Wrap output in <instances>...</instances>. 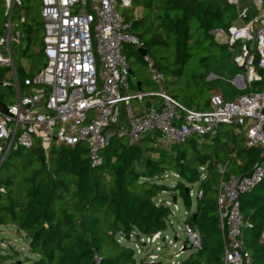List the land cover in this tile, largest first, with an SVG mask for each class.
Wrapping results in <instances>:
<instances>
[{
  "label": "trees",
  "instance_id": "1",
  "mask_svg": "<svg viewBox=\"0 0 264 264\" xmlns=\"http://www.w3.org/2000/svg\"><path fill=\"white\" fill-rule=\"evenodd\" d=\"M23 5L28 11L33 7L25 0ZM122 10L140 46L162 73L164 88L177 102L180 113L208 110L214 93L208 87V75L239 69L231 60L228 46L216 42L211 34L212 30L225 33L235 23V8L225 0H132L131 8ZM136 11L138 17L134 16ZM27 21L26 17V22L19 25L21 40L27 41L20 50L24 53L32 43L33 31L41 28L40 23L33 25L34 29ZM123 53L127 61L133 55L144 63L143 56L131 45H124ZM39 55L43 57L42 50ZM196 56L197 63L185 73L188 62ZM16 69L20 88H26L24 79L31 77ZM5 70L0 69V77ZM184 77L188 89L196 86L198 97L209 93L203 104L191 108L179 100L190 102L196 96L187 92L179 95V87L173 89ZM167 78L171 81L166 82ZM263 87L264 81L253 84L252 89ZM221 93L224 100H230L227 91ZM126 121L122 110L119 124L126 126ZM222 126L228 129L223 133L220 127L212 138L194 136L171 146L158 144L157 133H149L133 145L113 139L101 150V162L94 166L84 143L50 146L47 154L36 146L14 150L0 168V226L12 225L23 234L32 257L20 263L96 264L97 256L99 264H163L161 259L148 261L124 242L134 239L136 244L140 238L167 230L172 208L164 205L165 199L157 204V197L167 194L172 204L189 213L184 223L201 238V247L188 250L181 264H222L223 238L216 204L221 177L250 173L256 162L264 166L262 150L244 144L219 160L212 150L221 145L220 136L225 134L228 141L235 142L239 135L233 126ZM262 129L264 132V124ZM32 156H37L39 168L16 183L9 172L13 168L10 160L19 161L25 168L33 163ZM218 165H225L224 174L218 171ZM172 175L177 178L171 180ZM200 190L201 198L190 196ZM239 204L243 242L249 255L246 264H264V178L239 196Z\"/></svg>",
  "mask_w": 264,
  "mask_h": 264
},
{
  "label": "built area",
  "instance_id": "2",
  "mask_svg": "<svg viewBox=\"0 0 264 264\" xmlns=\"http://www.w3.org/2000/svg\"><path fill=\"white\" fill-rule=\"evenodd\" d=\"M0 1L6 9L0 34V69L8 70L0 77V85L14 87L17 96L15 103L4 104L6 114L0 112V168L14 150L36 146L48 152L54 141L66 147L86 144L90 164L94 166L101 162V150L113 139H125L133 145L145 135L157 133L162 144L171 146L194 136L212 138L222 125L233 126L236 131L244 128V145L260 148L264 154V87L252 89L253 84L264 81V0H225L235 8L237 19L225 33L211 31L216 37L219 33L226 36L233 64L244 70L235 75L231 85L246 93L226 101L221 92L214 91L208 110L190 109L183 114L164 88L162 73L147 55L143 60L158 90L129 91L130 68L123 47L141 46L119 10L131 8L132 0H89L88 10V0H39L45 65L35 77L24 79V86L30 89L25 94L13 58V45L21 44L19 25L26 22L24 14L19 15L17 22L13 16L16 9L23 7V0ZM243 1L248 3L240 8ZM139 15L138 11L134 13ZM146 98L148 103L143 102ZM133 100L140 103L138 108L131 104ZM122 110L126 126L119 124ZM218 171L224 174L225 165H218ZM205 178L203 173L202 179ZM263 178L264 166L259 162L250 173L221 177L216 204L223 238L222 264L249 261L242 236L239 196ZM195 195L201 198L202 191L190 193L191 197ZM162 201L157 200V204ZM163 203L172 208V217L182 210L168 199ZM183 214L189 215L185 210ZM178 230L192 249L201 247L200 235L189 224L184 223ZM159 240L168 241L175 248L168 235L157 232L140 238L134 245L136 254L151 262L161 259L160 248L147 251ZM261 240L264 242V232ZM185 251L183 244L175 258ZM94 261L99 264L97 256Z\"/></svg>",
  "mask_w": 264,
  "mask_h": 264
},
{
  "label": "rangeland",
  "instance_id": "3",
  "mask_svg": "<svg viewBox=\"0 0 264 264\" xmlns=\"http://www.w3.org/2000/svg\"><path fill=\"white\" fill-rule=\"evenodd\" d=\"M27 3H30L33 7L29 11L25 8L26 6L23 5L22 8L16 9L14 12L13 20L14 22L18 21V17L20 14H24L25 17L28 18L29 21L28 24L35 25L36 23H40V13L38 9L39 0H25ZM248 2H241L239 7L243 8L247 5ZM88 10L90 8V1H87V5L85 6ZM82 9V8H81ZM5 6L3 4V1H0V29L3 27V23L6 20L5 17ZM119 11H123L120 9ZM35 29L36 27L33 26ZM221 33L218 34V37H215L216 42L218 43H225L227 38L224 34ZM21 44L13 45V58L15 62L16 68H18L21 72L28 75L29 77H35L44 67L45 60L42 56L39 55V52L42 50V30L41 28L34 30L32 33V43L30 44V47L26 53L21 52L20 50L27 45L26 40H20ZM156 49L153 50L155 52ZM199 57H193L188 62L185 73H189L192 67L197 63ZM128 67L131 69L132 74L128 76L127 82L129 84V91L130 93H136V82H141L144 87L143 91L144 93L149 92L153 93L158 90L157 86L151 79V75L146 67V65L138 60L135 56L131 55L128 58L127 61ZM8 70L6 69L5 72ZM244 70L242 69H236L229 72H224L221 74H209L206 78L208 82V87L213 89V91L217 92H223L227 91L229 95V99L233 100L238 95L242 93H246V90H239L235 89L231 85L232 79L235 77L236 74H243ZM186 76V75H185ZM13 80H11L12 82ZM171 81L169 78L166 79V82ZM132 85V86H131ZM164 87L166 83L164 84ZM173 89L179 87V91L176 92L179 95L184 94L187 92V94H195L196 93V86H191L189 89L187 88L186 78L184 77L183 80H181L177 85L172 86ZM182 88V90H180ZM22 94H25L26 92H29L30 89L28 88H22L21 89ZM142 91V92H143ZM196 95V94H195ZM209 93L206 91L201 97L193 96L192 101L188 102L185 98H179V100L188 107H196L198 104H203L206 99L209 97ZM226 99V98H225ZM17 101L16 91L14 87H2L0 85V102L5 105L13 104ZM131 104L134 106V101L131 102ZM199 105V106H200ZM228 127L221 126V131L224 133ZM244 133V128L241 129ZM244 137L243 135H238L235 138V142L228 141L225 134H222L220 136L219 142L220 146L214 150H212V153H217L218 159L222 160L228 157V152L233 153L236 151L240 145L244 144ZM124 145H127V141L125 139L122 140ZM158 144L161 142L157 140ZM51 146L53 148H58L59 144H57L55 141L52 142ZM166 146V145H165ZM185 148L188 151H191L190 147ZM214 151V152H213ZM44 154H47V152L44 151ZM32 164L29 166L23 168L19 161L15 159H11L10 163L13 166L9 170L10 174L13 175V180L16 183H20L23 178L27 177L31 174L33 169L39 168V162L37 161V156L31 157ZM232 170V169H231ZM6 174V172H3V174ZM171 180H174L177 178V175H172L169 177ZM169 184H171L169 182ZM167 194H161L157 197V199H167ZM186 216L183 214V209L175 214V217H170V224L167 226V230L163 232V235H168L175 244V248L173 247V244H170L168 241H162L159 240L156 243H154L152 246L148 248V252L150 250L154 249V247L160 248V257L163 264H171V262L175 261H183V259L187 256L188 251L183 252L178 259L175 258L176 253L179 251V247L184 244L185 237L181 231L178 230V227L183 226L184 220ZM176 238V239H175ZM126 246L134 248V239H131V241L124 242ZM189 245H187V248ZM146 250V249H145ZM32 257L30 254L27 244L25 242V239L23 237L22 233H19V231L12 225L7 226H0V264H21L20 262L26 258V257Z\"/></svg>",
  "mask_w": 264,
  "mask_h": 264
},
{
  "label": "crops",
  "instance_id": "4",
  "mask_svg": "<svg viewBox=\"0 0 264 264\" xmlns=\"http://www.w3.org/2000/svg\"><path fill=\"white\" fill-rule=\"evenodd\" d=\"M40 25H41V22H40ZM130 72H131V74H132L131 69H130ZM135 87H136V91H138V92H142V91H143V87H144V85H143L141 82L137 81L136 84H135ZM142 93H144V91H143ZM146 93H149V92H146ZM147 100H149V99H148V98L143 99V102H145V101H147ZM133 101H134V106H135L136 108H138L139 105H140V103H139L138 101H136V100H133ZM241 129H242V128H241ZM241 129L237 130V133H238L239 135H243V137H244L243 130H241ZM186 251H188V250H186ZM188 254H189V252H188ZM188 254H187V256H188ZM187 256H186V257H187ZM186 257H185V258H186Z\"/></svg>",
  "mask_w": 264,
  "mask_h": 264
},
{
  "label": "water",
  "instance_id": "5",
  "mask_svg": "<svg viewBox=\"0 0 264 264\" xmlns=\"http://www.w3.org/2000/svg\"><path fill=\"white\" fill-rule=\"evenodd\" d=\"M137 51L140 53L141 56H146L147 55V51L144 48H142V47L138 48ZM0 112L4 113V114L7 113L5 105L3 103H1V102H0ZM187 245H188V241L185 240L184 241V249L185 250H191L192 248L190 246L187 248Z\"/></svg>",
  "mask_w": 264,
  "mask_h": 264
}]
</instances>
